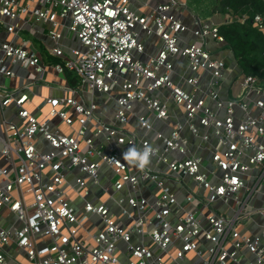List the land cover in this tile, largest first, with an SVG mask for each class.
<instances>
[{
  "label": "built area",
  "instance_id": "2783aa9c",
  "mask_svg": "<svg viewBox=\"0 0 264 264\" xmlns=\"http://www.w3.org/2000/svg\"><path fill=\"white\" fill-rule=\"evenodd\" d=\"M132 1L0 0L7 32L49 23L55 43L45 62L0 42V264H264V86L224 97L222 23Z\"/></svg>",
  "mask_w": 264,
  "mask_h": 264
},
{
  "label": "crops",
  "instance_id": "0c3cea01",
  "mask_svg": "<svg viewBox=\"0 0 264 264\" xmlns=\"http://www.w3.org/2000/svg\"><path fill=\"white\" fill-rule=\"evenodd\" d=\"M169 0H133L132 2V6L138 10L140 13H144L149 11L152 7H155L156 5L160 4V3H165L168 2ZM187 1V8L185 10H181L182 12H179V14H181L184 22H186L187 24H191L192 21L194 20V18H201L203 20H211L215 23L221 24L224 22V19L226 17V12L222 11L220 8H218L216 5H214L216 3H213L214 0H185ZM208 11V12H206ZM207 13H210L207 14ZM211 17V18H209ZM209 18V19H208ZM36 24H38V22H33L32 21V25H26V27H24L22 30L19 31V33L17 35H14L13 33L9 34V38L7 40H10L14 43H19V44H26L29 47H31L32 49H34L38 55L45 61V62H50L52 61V58L49 56V49L50 47L45 46V44H43V41L36 36L37 33H39V29L40 27H38ZM45 27H47V23H44ZM49 28H47L45 30V34L47 35V30ZM20 32H29L33 37H35L37 39V41H39V43H36L35 41H32L30 39H22L20 36ZM185 38L190 39V41H197V39L192 35L191 32L186 33V35H184ZM145 42H146V47L147 50L151 53H154L156 51V45H158V38L156 37H150V38H144ZM211 49V47H214L212 50L214 55H218V56H224L227 64H228V68H227V72L225 75V79L223 80L222 83V87H223V96L227 97H238L241 95V87L239 84V79L240 77L243 75V73H241L238 69V66L236 64V62L234 61V59H231V52L228 51L227 53H225L224 55L222 54V52L216 51V47L219 46V44H216L213 40H210V43L208 45ZM43 50H45V54L42 52ZM5 79V78H4ZM15 83V80L11 81V84ZM36 92L38 95L41 96H45V95H57L60 94V91L57 89H48V87L46 86H42L39 85L36 87Z\"/></svg>",
  "mask_w": 264,
  "mask_h": 264
},
{
  "label": "trees",
  "instance_id": "16d2710c",
  "mask_svg": "<svg viewBox=\"0 0 264 264\" xmlns=\"http://www.w3.org/2000/svg\"><path fill=\"white\" fill-rule=\"evenodd\" d=\"M220 3L222 11L231 9L235 14H246L247 18L220 25L224 41L216 51L224 55L228 49L239 71L256 75L264 86V31L253 23L254 16L264 12V0H220Z\"/></svg>",
  "mask_w": 264,
  "mask_h": 264
},
{
  "label": "rangeland",
  "instance_id": "374dc122",
  "mask_svg": "<svg viewBox=\"0 0 264 264\" xmlns=\"http://www.w3.org/2000/svg\"><path fill=\"white\" fill-rule=\"evenodd\" d=\"M215 1H216V3H215ZM213 3H215L214 5H216L218 8H221L220 0H214ZM206 12H208V11H206ZM226 12H228V11H226ZM207 14L210 15V13H207ZM209 18H211V17H209ZM8 22H9V19H5L4 22L2 21V19H0V42L5 41L9 38L10 33L6 31V27H7ZM36 25L38 27H40L39 33H37L36 36L39 37L43 41V44H45V46H47V47H51V46L55 45L54 41L45 34V30L47 28H50V24L48 23L47 27H45L44 22H38V24H36ZM63 34L65 37L62 39V42L65 45L77 48L81 51L85 50V47L81 44L77 35L74 33H71V31H69L67 29V27L63 30ZM20 36L24 40L30 39L32 41H35L36 43H39V41H37V39L35 37H33L29 32H20ZM143 40H144V38H143ZM209 43H210V41H209ZM213 48L214 47H211V49H213ZM228 51H229L228 49H225L224 54L227 53ZM42 52L45 54V50H43ZM20 72L23 73L24 71H20ZM5 82H6L7 86H10L11 79L7 78L5 80L4 77L2 75H0V83H5ZM260 84H262V83L260 82ZM110 111L111 110H109L108 112H110ZM256 218L260 219L261 217L259 215H257Z\"/></svg>",
  "mask_w": 264,
  "mask_h": 264
},
{
  "label": "clouds",
  "instance_id": "9594fccd",
  "mask_svg": "<svg viewBox=\"0 0 264 264\" xmlns=\"http://www.w3.org/2000/svg\"><path fill=\"white\" fill-rule=\"evenodd\" d=\"M150 149H145L143 153L137 152L134 148L130 149L125 155L124 158L129 160V162L136 161L137 166L143 169L149 163V153Z\"/></svg>",
  "mask_w": 264,
  "mask_h": 264
}]
</instances>
